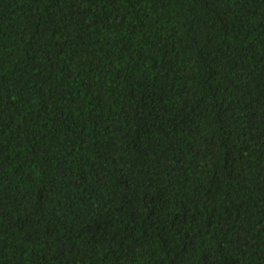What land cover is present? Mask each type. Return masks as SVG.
<instances>
[{"label":"trees","instance_id":"trees-1","mask_svg":"<svg viewBox=\"0 0 264 264\" xmlns=\"http://www.w3.org/2000/svg\"><path fill=\"white\" fill-rule=\"evenodd\" d=\"M0 264H264V0H0Z\"/></svg>","mask_w":264,"mask_h":264}]
</instances>
